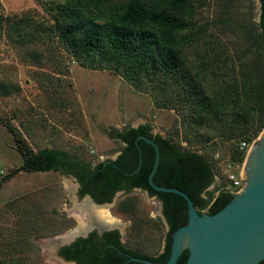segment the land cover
<instances>
[{"label":"rangeland","instance_id":"obj_1","mask_svg":"<svg viewBox=\"0 0 264 264\" xmlns=\"http://www.w3.org/2000/svg\"><path fill=\"white\" fill-rule=\"evenodd\" d=\"M121 1L110 0V5ZM60 2L0 0V82L9 90L0 92V182L23 160L8 126L34 151L64 150L95 164L119 153V131L143 123L178 147L206 157L214 178L205 197L218 187L227 190L225 172L241 173L247 150L263 129L255 137H239L230 135L226 122L196 128L188 103L183 109L155 107L148 92L136 89L119 72L88 67V61L68 52L54 32L52 13ZM260 12L259 0L189 4V28L179 34V53L187 70L201 73L207 93L236 96L251 80L252 71L264 76V41L257 27ZM241 143L246 144L245 156L238 162ZM83 199L87 198L77 196L76 183L69 176L18 171L0 183V254L19 257L23 264H54L49 255L58 243L52 239L79 226L74 212ZM100 207L121 224L116 229L127 248L148 256L163 250L168 226L159 200L130 190Z\"/></svg>","mask_w":264,"mask_h":264},{"label":"trees","instance_id":"obj_2","mask_svg":"<svg viewBox=\"0 0 264 264\" xmlns=\"http://www.w3.org/2000/svg\"><path fill=\"white\" fill-rule=\"evenodd\" d=\"M191 1L123 0L110 5V0H63L54 4L52 27L58 41L73 56L88 61L86 65L90 68L109 67L119 72L136 89L148 92L155 107L183 109L188 103L191 122L196 128L226 122L230 135L255 137L264 128V76L257 70L252 71L251 80L236 96L206 92L201 73L187 70L179 53V34L189 28L187 14ZM259 1L261 12L257 27L259 37L264 41V0ZM0 92H9L8 86L1 82ZM8 129L23 160L17 168L7 172L0 183L20 170L59 173L69 170L82 185L80 193H90L97 203L109 201L123 180L132 186L143 185L149 195H155L162 203L168 230L163 250L156 256L127 248L117 229L104 231L101 235L93 230L85 237H77L59 249L60 256L76 264H144L128 260L129 255L147 258L156 264L167 261L172 232L188 221L187 205L180 195L156 191L148 184L154 149L147 152L142 147V140H138L143 156L137 169L138 149L131 136L139 131L149 136V125L119 131L116 137L127 142L123 153L127 159L118 157L106 165L100 162L93 170L89 169L88 162L79 158L66 161L70 154L64 150L41 148L34 151L12 126ZM209 139L205 138L206 141ZM155 140L160 153L152 176L155 184L184 191L200 214H214L233 199L234 194L222 187L206 192V197L203 195L214 178L213 167L204 155L180 148L168 137L157 135ZM244 156L245 150H239L238 162H242ZM188 253V249L182 250L175 264H185ZM0 264L23 263L19 257L2 252ZM259 264H264V260Z\"/></svg>","mask_w":264,"mask_h":264},{"label":"water","instance_id":"obj_3","mask_svg":"<svg viewBox=\"0 0 264 264\" xmlns=\"http://www.w3.org/2000/svg\"><path fill=\"white\" fill-rule=\"evenodd\" d=\"M141 138L152 144L155 149L154 162L147 178L149 185L156 191L180 195L187 205L188 221L172 232L170 253L164 264H175L184 249L189 252L185 264H259L264 260V128L247 150L241 164L240 172L244 180L242 189L222 209L211 215L200 214L184 191L176 187L159 186L153 182L152 176L159 162L158 145L147 137ZM138 151L140 154L139 149ZM117 154L109 159H115ZM106 162L108 161L104 163ZM140 164L141 157L137 169ZM86 198L89 199V196ZM90 201L95 205L108 204ZM160 210L166 222L161 205ZM116 228L96 227L99 233ZM92 229L94 228L80 235L86 236ZM76 236L64 244L70 243ZM60 245L63 243H59L58 247ZM58 247L53 249L55 256L66 263L76 264L75 261L60 256ZM128 260L156 264L147 258L132 255H129Z\"/></svg>","mask_w":264,"mask_h":264},{"label":"flooded vegetation","instance_id":"obj_4","mask_svg":"<svg viewBox=\"0 0 264 264\" xmlns=\"http://www.w3.org/2000/svg\"><path fill=\"white\" fill-rule=\"evenodd\" d=\"M145 124H143V123H140V124H138V125H136V126H129V128H134V129H137L138 127H140V126H144ZM121 132H122V130H121ZM148 133H149V136L148 135H146V134H144V133H142V132H138V133H136V134H134V135H132L131 136V138H132V143H133V145H135V147H137V149H139L140 150V154H139V151H138V162H139V158L141 157V162H142V156H143V150H142V148L141 147H139V143H138V140H142V147H144V149L148 152L151 148H153L154 149V147H153V145L152 144H150V143H148V142H146L144 139H142L141 138V136H144V137H147L148 139H150V140H152V141H154L156 144H157V142H156V136L157 135H160V134H158V133H154V132H152V130L150 129V130H148ZM161 136V135H160ZM161 137H164V136H161ZM117 139H118V141L122 144V148H121V150L119 151V153L117 154V156H116V158L115 159H113V160H110L109 158H107V159H105V160H102V161H98L97 163H95V164H93V163H91V162H88L89 163V169L90 170H93V169H95V167L100 163V162H105V161H108V162H106V164H108V163H110V162H113L114 160H116L118 157H121V158H123L124 160L125 159H127V156L126 155H123V153H124V149L126 148V146H127V142L125 141V140H123V139H120V138H118L117 137ZM158 145V144H157ZM158 149H159V147H158ZM154 155H155V149H154ZM70 158H72V159H74L75 157L74 156H69L68 158H65V160L67 161L68 159H70ZM159 158H160V153H159ZM109 159V160H108ZM86 162V161H85ZM105 163H104V165H106ZM116 166V168H118L119 169V167H117V165H115ZM80 172H81V170H80ZM60 174H63V175H66V176H69V177H71L73 180H74V182L76 183V193H77V196H79V197H86V196H89V199L87 198V200H92L93 202H95V203H97L96 201H95V199L92 197V195L90 194V193H80V190L82 189V185H81V183H80V181L78 180V177L75 175V173H73L72 171H65V172H61ZM125 174H134V173H125ZM149 184V183H148ZM130 190H140V191H144V192H146L147 193V195L149 196V197H154L155 199H157V200H159L155 195H149L148 194V191H147V189H146V187H144L143 185H142V187H141V185H137V186H132V185H130V183H129V181H127V180H123L122 182H121V184H120V187L118 188V189H116L115 191H114V193H113V195H112V197H111V199L109 200V201H104V202H102V203H110L111 201H112V198L118 193V192H120L121 193V191L122 192H128V191H130ZM84 200V199H83ZM160 201V200H159ZM91 202V201H90ZM99 204H101V203H99ZM160 205L162 206V203H161V201H160ZM167 222V221H166ZM168 225V224H167ZM106 227H108V226H106ZM115 227H119V226H115ZM93 230H95V231H97V233L99 234V235H101L103 232H101V233H99L98 232V230L96 229V227H94V229H92V230H90L89 232H91V231H93ZM118 230V229H117ZM106 231H108V230H106ZM88 232V233H89ZM118 232H119V230H118ZM88 233L86 234V236L88 235ZM119 235H120V240H121V234H120V232H119ZM77 237H85V236H81V235H79V236H77ZM76 237V238H77ZM75 238V239H76ZM74 239V240H75ZM73 240V241H74ZM72 242V241H71ZM70 242V243H71ZM121 242H122V240H121ZM70 243H68V244H70ZM68 244H66V245H68ZM63 246H65V245H63ZM62 246H60L59 248H58V251H59V249L61 248ZM59 254V253H58Z\"/></svg>","mask_w":264,"mask_h":264},{"label":"bare ground","instance_id":"obj_5","mask_svg":"<svg viewBox=\"0 0 264 264\" xmlns=\"http://www.w3.org/2000/svg\"><path fill=\"white\" fill-rule=\"evenodd\" d=\"M78 206L79 209H76L74 214L78 218L79 226L76 229L65 233L60 238L53 239V241L55 242L54 244L65 242L70 238L82 233L85 230L87 231L92 227L100 228L104 226H108V227L110 226L115 227L116 225L121 226L118 220L110 217L106 211L102 210V208L100 207L102 205H95L89 200L84 199L78 204ZM49 257L54 264H68L58 259L51 252Z\"/></svg>","mask_w":264,"mask_h":264},{"label":"built area","instance_id":"obj_6","mask_svg":"<svg viewBox=\"0 0 264 264\" xmlns=\"http://www.w3.org/2000/svg\"><path fill=\"white\" fill-rule=\"evenodd\" d=\"M246 148L245 143H241L239 149L242 150ZM225 176L227 181L230 183L229 188L227 190L232 194L236 195L240 192L243 187L244 180L242 179L241 173H236L234 171H226Z\"/></svg>","mask_w":264,"mask_h":264}]
</instances>
